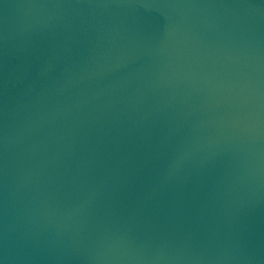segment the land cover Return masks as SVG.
Returning <instances> with one entry per match:
<instances>
[{"label":"water","instance_id":"obj_1","mask_svg":"<svg viewBox=\"0 0 264 264\" xmlns=\"http://www.w3.org/2000/svg\"><path fill=\"white\" fill-rule=\"evenodd\" d=\"M0 264H264V0H0Z\"/></svg>","mask_w":264,"mask_h":264}]
</instances>
